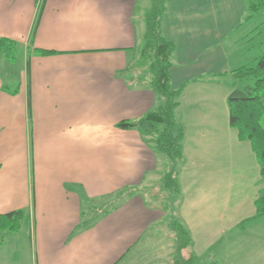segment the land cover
<instances>
[{
  "label": "crops",
  "instance_id": "1",
  "mask_svg": "<svg viewBox=\"0 0 264 264\" xmlns=\"http://www.w3.org/2000/svg\"><path fill=\"white\" fill-rule=\"evenodd\" d=\"M166 6L171 84L181 89L175 118L185 127L175 194L163 182L172 161L138 129L118 126L161 104L151 75L131 70L150 0H0V39L17 42L23 62L15 87L0 76V215L24 211L0 243V264H191L230 234L228 247L257 248L264 262V176L231 124L227 75L256 64L262 22L246 18L248 0ZM127 187L115 208L78 228L82 213ZM170 213L191 236L185 256L175 235H160ZM252 229L254 241L243 239Z\"/></svg>",
  "mask_w": 264,
  "mask_h": 264
},
{
  "label": "trees",
  "instance_id": "2",
  "mask_svg": "<svg viewBox=\"0 0 264 264\" xmlns=\"http://www.w3.org/2000/svg\"><path fill=\"white\" fill-rule=\"evenodd\" d=\"M166 10V0H153L151 8L145 12V30L140 54L131 69L144 70L151 75L150 86L160 97L161 104L141 118L133 121H121L118 126L126 129H138L158 152L165 154L172 161L175 169L164 177L163 182L175 194L178 190L175 171L183 158L182 143L185 127L175 118L181 89H176L171 84L170 70L173 66L175 45L162 33V19ZM256 14L264 15V0H248L246 18ZM17 49V42L0 39V55L7 58L14 57L17 54ZM256 62V65L252 67H240L227 75L231 76L230 86L233 88L229 97L231 124L238 128L240 138L251 141L254 151L260 159L264 176V127L261 122L264 111V51ZM224 75L217 77L221 78ZM244 80H254L255 85L241 87L239 82ZM4 87L9 88L6 84ZM16 91L17 89H14L12 92ZM133 191L134 188L129 187L119 190L113 195L114 200L108 198V203L97 207L94 215L90 214L91 208H89L87 212L82 213L86 218L78 228H89L101 215L110 211L112 206L115 208L118 199ZM263 200L264 197L260 198L261 202ZM262 210L260 208L261 214H263ZM168 216L170 227L175 235L177 250L180 252L190 246L191 236L188 229L174 214L170 213ZM23 218V210L0 215V243L8 233H14L21 228Z\"/></svg>",
  "mask_w": 264,
  "mask_h": 264
},
{
  "label": "rangeland",
  "instance_id": "3",
  "mask_svg": "<svg viewBox=\"0 0 264 264\" xmlns=\"http://www.w3.org/2000/svg\"><path fill=\"white\" fill-rule=\"evenodd\" d=\"M152 3H153V0H150V8L152 6ZM254 16H255L254 18H257L262 22L260 28L263 30V33H264V15L256 14ZM143 35H144V32H143ZM255 36H258V35H255ZM142 40H143V36H142ZM259 40L260 38L257 37L256 42H255L256 46H259ZM18 52H20L19 49H17L16 51L17 54L15 56L13 55L14 57H10V58L4 57L2 54L0 55V76L3 77L4 83L9 88L15 87L19 82V75H20V70H21L20 68L22 67L23 62H22V52L20 53ZM239 85L241 87H244L246 85L253 86L255 85V82L254 80H244L242 82H239ZM263 116H264V111L262 114V120H263ZM263 123H264V120H263ZM159 168L161 169L162 167L160 166ZM157 184L160 185L159 183ZM157 184L156 183L151 184L152 186L156 187L155 188L156 191H158V188H159ZM168 200H169L168 193L162 192L160 202L165 205L168 202ZM154 201L155 200H153V202ZM155 204H159V201H156ZM159 225H161L160 235L162 237H165L166 240L170 242L174 236V232L169 230L170 225L167 226L166 221L160 223ZM164 230H165V235H164ZM252 234H254L253 229L248 231V233H246L245 235H243L242 238L244 239L247 237V241H254ZM236 238L237 237L235 235H232V234L228 235V237L225 239V242L224 241L219 242L212 247V250L210 252V254H212L211 258H209V256H206L205 259H199L198 262H195L194 260L191 264H216V263L218 264L220 263L221 264L222 263L224 264H264V262H261V257L259 253L257 252V248H254L253 250H251V249H247L244 247H237L235 250H233L230 247H228L229 244L231 242H234ZM176 252L178 255L185 256L189 254L190 251L183 249L180 252L176 250ZM182 260L180 259L176 261V264H181V263L190 264V263H186L185 258H183Z\"/></svg>",
  "mask_w": 264,
  "mask_h": 264
}]
</instances>
